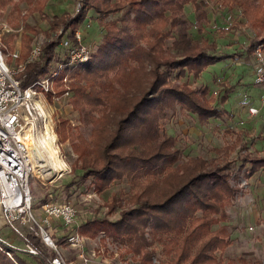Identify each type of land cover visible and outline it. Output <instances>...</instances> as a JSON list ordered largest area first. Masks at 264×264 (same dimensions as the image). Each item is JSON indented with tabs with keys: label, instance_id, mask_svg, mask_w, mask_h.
Wrapping results in <instances>:
<instances>
[{
	"label": "trees",
	"instance_id": "obj_1",
	"mask_svg": "<svg viewBox=\"0 0 264 264\" xmlns=\"http://www.w3.org/2000/svg\"><path fill=\"white\" fill-rule=\"evenodd\" d=\"M12 1L0 0V7H10V16L17 15L23 22L39 15L50 28V40L42 47L40 59L27 64L17 76L23 88L43 80L67 62L68 50L62 45L65 41L76 44L74 35L92 12L103 31L91 59L64 70L54 82L59 95H71L74 110L84 112L96 102H102L103 107L101 117L93 122L90 149L77 144L71 134L82 174L65 190L69 195L73 188L84 193L87 190L83 184L92 178L94 190L102 194L113 184L127 181L131 194L125 204L131 207L124 210V203L115 197L106 207L109 215L119 211L118 221L95 218L80 225L79 232L89 237L103 233L126 242L141 264H153L155 244H160L168 264H250L243 257L227 263L222 259L231 245L227 208L239 193L231 183L237 163L240 172L250 166L246 170L250 178L264 171V157H252L243 147L236 161L230 160L228 148L216 149L219 159L214 161L182 159L175 140L163 129V120L176 105L197 114L206 124L223 116L212 106L215 97L207 100L205 91L198 94L187 84L178 83L188 75L197 79L209 66L234 57L217 54L215 45L189 37L184 19L186 6L195 9L200 30L208 22L210 2L219 1L229 10L239 8L247 17L252 8L250 0H75L81 6L79 13H55L52 18L46 13L52 0H18L26 7L25 15L19 6L11 8ZM257 22L251 23L255 26ZM26 27L28 32L38 34L29 25ZM61 28L63 32L57 34ZM31 42L26 35L19 63L27 62ZM256 47L251 43L249 54H254ZM221 100L226 103V96ZM53 198V194L48 195L40 204ZM67 236L56 244H66ZM25 242L37 252L36 256L27 254L39 264H50L56 256L35 233H29ZM9 262L0 251V264Z\"/></svg>",
	"mask_w": 264,
	"mask_h": 264
},
{
	"label": "rangeland",
	"instance_id": "obj_2",
	"mask_svg": "<svg viewBox=\"0 0 264 264\" xmlns=\"http://www.w3.org/2000/svg\"><path fill=\"white\" fill-rule=\"evenodd\" d=\"M12 2L11 8L19 6V9L23 11L22 14H26L25 5L18 0ZM250 3L252 7L248 12L250 16L246 14L247 17H245L239 8L229 10L219 1L210 2L207 9L208 22H205L200 30L196 26L193 6L189 5L185 8L184 19L189 27V37L199 43L207 41L215 45L217 54L234 57L209 66L197 79L188 75L178 80L179 84H187L198 94L202 92L201 90L205 91L204 95L207 100L215 97L216 101L212 103V106L223 114L221 118H213L206 124L200 121L197 114L181 108L180 105H176L174 111L169 112L167 118L163 120V129L166 136L175 140V148L180 152L182 159L200 157L207 161H214L219 159V155L215 152L216 149L228 148L230 160L236 161L240 158V150L243 147H247L246 153L252 157H264V106L261 102L263 94L256 84L257 61L254 54H249L251 43L257 46L264 45V0H250ZM78 5L79 3L75 0H52L46 13L50 18L55 13L62 15L65 12L73 16L77 13ZM10 13V7L4 10L5 19L15 30L22 29L20 33L5 39L11 50L18 48V52L23 56L26 35L32 38L29 44V54L36 46L39 45L42 48L50 40L48 39L49 23L41 16L36 15L23 22L16 18L17 15L10 16ZM88 18L89 20L77 31L81 32L83 44L93 54L102 41L103 31L97 25V17L93 15V12ZM110 19L115 20L113 17ZM247 20H252V23L254 20L258 22L254 26L250 21L247 23ZM26 24L38 34L28 32ZM62 31L61 28L56 33L61 34ZM17 41L18 44H16ZM210 53L213 52L210 51ZM239 53L241 55L237 56ZM58 91L55 84L52 93H44L40 96L48 119L45 123L42 122L36 126L34 147L44 151L41 139L47 137L48 129L51 130L57 138L56 146L59 150V157L65 162L67 168L62 173V177L57 180L54 178L56 174L52 172L51 176L41 174L39 178L32 179V211L35 213L41 201L53 194V201L69 203L78 211L74 224L75 229L95 218L116 222L120 219L119 211L109 215L106 205L111 204L117 197L120 202L124 203L122 204L124 210L130 209L131 206L125 204L131 194V187L127 181L113 184L102 194L94 190L92 178L83 184L87 190L84 193L82 190L73 188L69 195L65 190L67 184L82 174L78 155L72 146L71 134H74L76 143L84 149L91 148L93 122L102 115V102H96L93 106L86 107L84 112H79L74 110L71 104V95H59ZM224 96L227 98L226 103L221 100ZM250 108L259 110V114L251 116ZM249 167L247 166L240 172L237 163L231 179L232 185L239 190V193L232 205L227 208L229 218L226 226L231 245L222 255L225 263L243 257L250 264L255 262L264 264V171L248 178L246 170ZM55 190L57 192L54 194ZM88 196L91 198L89 199ZM85 199L88 200L85 201ZM52 228L55 243L61 240L62 235H68L72 231V229L63 228L56 221H52ZM9 231V228H5L1 234L14 235L12 231ZM80 233L88 239L87 252L96 250L100 263L141 264L140 257L130 251L126 242L116 241L103 233L95 237ZM8 242L14 245L20 243V247L26 248L19 239L13 238ZM59 249L67 263L83 264L67 244H63V247ZM153 250L155 252L153 264H158L157 262L168 264L169 261L163 255L160 244H155ZM217 255L219 256L220 253L218 252ZM15 260L17 264H21L16 257ZM7 264L16 263L10 261Z\"/></svg>",
	"mask_w": 264,
	"mask_h": 264
},
{
	"label": "built area",
	"instance_id": "obj_3",
	"mask_svg": "<svg viewBox=\"0 0 264 264\" xmlns=\"http://www.w3.org/2000/svg\"><path fill=\"white\" fill-rule=\"evenodd\" d=\"M80 10L81 6L78 5L77 13ZM21 31L22 29L12 28L4 17V10L0 8V225L10 228L22 239L26 237L24 228L27 227L30 233L39 236L44 244L55 252L56 256L50 264H71L67 263L59 246L53 240L52 220H61L66 229H72L67 236V246L75 251L83 264H88L98 258V252L91 250L88 253L86 249L88 239L74 228L78 216L76 208L69 203L48 202L42 206L44 217L38 221L32 211L31 181L34 177L39 178L37 172L47 170L43 160L39 161L34 157L36 126L48 119L40 96L52 93L54 82L60 78L61 73L66 69L84 65L91 59V53L83 44L81 32L77 31L74 35L75 45H70L68 41L62 45L68 50L67 62L59 64L58 68L43 80L23 88L17 76L25 71L27 64L40 59L42 48L36 46L29 54L27 62L19 63L20 53L16 48L11 50L5 39ZM254 56L258 64L256 84L261 88L263 94L261 102L264 106L263 44L256 47ZM249 114L256 116L259 110L250 108ZM61 177L62 174H56L55 179ZM13 248L0 237V251L11 257L8 249ZM29 251L37 254L34 249L29 248Z\"/></svg>",
	"mask_w": 264,
	"mask_h": 264
},
{
	"label": "crops",
	"instance_id": "obj_4",
	"mask_svg": "<svg viewBox=\"0 0 264 264\" xmlns=\"http://www.w3.org/2000/svg\"><path fill=\"white\" fill-rule=\"evenodd\" d=\"M8 22H9V21H8ZM16 49H18V48H16ZM19 53H20V52H19ZM20 54H21V53H20ZM21 58H22V56H21ZM256 174H257V173H256ZM256 174H255V175H256ZM253 176H254V175H253ZM42 206H43V205L39 204V208H38V210H36V212L33 213L34 217H35L38 221H41L42 218L44 217V211H43ZM39 218H40L41 220H39ZM52 221H56V222H58V224H59L60 226H62L63 228H65L61 220L53 219ZM5 228H8V227H5V226H3V225H0V237H1L2 239H4L5 241L8 242V240H11V239H13V238H16V239H19V240L21 241V243L23 244L24 247H26V248H22V247H20V243L17 244V245H14V244H11V243L8 242L12 247H14L13 249H8V250H10V252H11V257H8V256L6 255V256L10 259V261H13V262H15V263L17 264V262H16V260H15V257H16V258L21 262V264H39V261H37L36 258H32L31 256H29V255L27 254V252L30 253V251H28L29 248H28L27 245H26L25 239H22V238H20L19 236H17V235H16V234H15L10 228H9V230L12 231L14 235L9 236V235H3V234H1V232H2ZM77 228H78V227H77ZM26 229H28V228H27V227L24 228V230H25V232H24V233H25V236H27V235L30 233L29 230H26ZM78 229H79V228H78ZM10 231H9V232H10ZM65 236H67V235H62L61 239L64 238ZM85 238H86V237H85ZM86 239H87V238H86ZM60 241H61V240H58L57 243H60ZM58 246H59V247H63V244H59ZM68 248H69V247H68ZM30 249H32V248H30ZM69 249L72 250L71 248H69ZM86 249H87V247H86ZM13 251H17V252L14 253ZM72 251H73V250H72ZM1 252H2V251H1ZM73 252H75V251H73ZM2 253H3V252H2ZM3 254H4V253H3ZM75 254H76V253H75ZM4 255H5V254H4ZM30 255H32V256H36L35 254H32V253H30ZM77 259H78V258H77ZM90 263H91V264H103L102 262L100 263L99 258L92 260ZM18 264H19V263H18Z\"/></svg>",
	"mask_w": 264,
	"mask_h": 264
},
{
	"label": "bare ground",
	"instance_id": "obj_5",
	"mask_svg": "<svg viewBox=\"0 0 264 264\" xmlns=\"http://www.w3.org/2000/svg\"><path fill=\"white\" fill-rule=\"evenodd\" d=\"M56 141H57L56 135L51 130L48 129L47 137L45 136L41 139V146L44 151L40 150L39 148H36L34 150V155H35L34 157L38 158L39 161L40 159L43 160V162L47 167V170H42L40 173L37 172V175L39 174V177L41 174L50 175L51 172L52 174L55 173L57 175H60L65 171V168H67L65 162H63L59 157V150L56 146Z\"/></svg>",
	"mask_w": 264,
	"mask_h": 264
}]
</instances>
